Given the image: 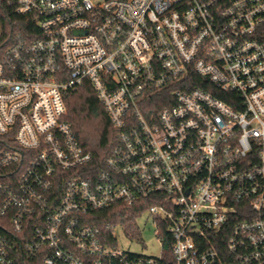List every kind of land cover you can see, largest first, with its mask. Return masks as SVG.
I'll use <instances>...</instances> for the list:
<instances>
[{"label": "built area", "instance_id": "obj_1", "mask_svg": "<svg viewBox=\"0 0 264 264\" xmlns=\"http://www.w3.org/2000/svg\"><path fill=\"white\" fill-rule=\"evenodd\" d=\"M86 83L100 168L65 121ZM144 203L157 255L94 220ZM0 264H264V0H0Z\"/></svg>", "mask_w": 264, "mask_h": 264}, {"label": "trees", "instance_id": "obj_2", "mask_svg": "<svg viewBox=\"0 0 264 264\" xmlns=\"http://www.w3.org/2000/svg\"><path fill=\"white\" fill-rule=\"evenodd\" d=\"M95 93L87 83L76 91L68 92L65 95L66 107L68 108L65 121L73 128L82 147L93 155L92 165L100 168L104 165L116 136L105 109ZM144 204L143 206L141 204H118L97 213L94 219L95 223L103 230L107 222L112 225H122L128 230L134 225L145 207L149 205ZM166 250L169 255L170 249Z\"/></svg>", "mask_w": 264, "mask_h": 264}, {"label": "rangeland", "instance_id": "obj_3", "mask_svg": "<svg viewBox=\"0 0 264 264\" xmlns=\"http://www.w3.org/2000/svg\"><path fill=\"white\" fill-rule=\"evenodd\" d=\"M133 232L134 238L128 239L118 230L119 238L121 239L120 246L124 249L130 250L138 254L157 255L160 253V241L155 235V227L152 221L143 215L140 219L136 220L134 225L129 227ZM140 233L139 237L136 235L137 231Z\"/></svg>", "mask_w": 264, "mask_h": 264}]
</instances>
